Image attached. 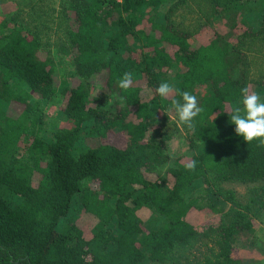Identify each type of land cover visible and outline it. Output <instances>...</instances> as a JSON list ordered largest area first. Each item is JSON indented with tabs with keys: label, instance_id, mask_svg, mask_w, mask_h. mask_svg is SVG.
Segmentation results:
<instances>
[{
	"label": "trees",
	"instance_id": "1",
	"mask_svg": "<svg viewBox=\"0 0 264 264\" xmlns=\"http://www.w3.org/2000/svg\"><path fill=\"white\" fill-rule=\"evenodd\" d=\"M263 66L264 0H0V264H259L264 142L230 116Z\"/></svg>",
	"mask_w": 264,
	"mask_h": 264
},
{
	"label": "clouds",
	"instance_id": "2",
	"mask_svg": "<svg viewBox=\"0 0 264 264\" xmlns=\"http://www.w3.org/2000/svg\"><path fill=\"white\" fill-rule=\"evenodd\" d=\"M133 83L132 73H124L118 81L121 89H128ZM173 91V86L167 81H162L156 92L161 97H167ZM182 101L174 99L172 107L178 115L180 122L185 123L188 127H192V121L202 111L199 106L197 97L184 91ZM241 103L243 107L233 109L230 116L231 124L235 125L236 135L243 138L244 141L251 142L261 140L264 142V96L257 93H250L247 87L241 89ZM189 168H193L194 164H189Z\"/></svg>",
	"mask_w": 264,
	"mask_h": 264
},
{
	"label": "rangeland",
	"instance_id": "3",
	"mask_svg": "<svg viewBox=\"0 0 264 264\" xmlns=\"http://www.w3.org/2000/svg\"><path fill=\"white\" fill-rule=\"evenodd\" d=\"M12 8H13V4H9V5H6V7H3L2 9L9 11ZM203 37L204 36H202L201 38H203ZM198 38H200V36ZM198 38L196 40H198ZM54 55L56 56L57 63H58L57 64L58 73L61 76H64V75L68 74L70 72V70H71L70 60L68 58L60 59L59 58L60 56H57L56 54H54ZM263 68H264V66H263ZM263 68H262V70H263ZM101 81H102L101 77H97L94 80V86L95 85L97 86V88H95L96 90H94V93H95V91L98 90V87L101 85ZM56 101H57V103H53V104L46 105V106H43L42 103H39L40 111H43V112L45 111L46 116H47L46 119H47L48 122H53L56 119L57 120H61L62 119L61 109H63V107H64V102H61V104L59 105L58 100H56ZM180 126L181 125H180V122H179V127ZM179 140H180L179 144H177L176 142L173 143V145H172L173 151L175 153L178 152V151L182 152V153H186L187 149H186V146L184 144L183 138L178 134V141ZM230 188L235 189L239 194L246 193L247 189H248V188H246L244 186H239V185H230ZM199 215L200 216H205V218H212V216H213V215H210L209 212H206L205 215H203L202 213H200ZM260 227L264 228V224L262 226H260ZM261 239H263V242H262V244L260 243L258 245V247H261V250H262V249H264V233H262V238ZM244 256L246 258H253L255 261L257 260L259 262V264H264V253H262L260 251L259 252L256 251L254 253L245 252Z\"/></svg>",
	"mask_w": 264,
	"mask_h": 264
},
{
	"label": "built area",
	"instance_id": "4",
	"mask_svg": "<svg viewBox=\"0 0 264 264\" xmlns=\"http://www.w3.org/2000/svg\"><path fill=\"white\" fill-rule=\"evenodd\" d=\"M119 2H123L124 0H118Z\"/></svg>",
	"mask_w": 264,
	"mask_h": 264
}]
</instances>
